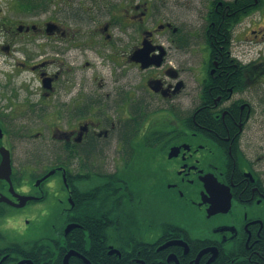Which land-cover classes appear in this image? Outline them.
<instances>
[{
    "label": "flooded vegetation",
    "instance_id": "1",
    "mask_svg": "<svg viewBox=\"0 0 264 264\" xmlns=\"http://www.w3.org/2000/svg\"><path fill=\"white\" fill-rule=\"evenodd\" d=\"M200 4L180 19L152 0H0V213L58 221L0 264H34L13 249L37 243L62 264H264V0ZM140 153L147 194L121 173ZM87 220L93 260L69 244Z\"/></svg>",
    "mask_w": 264,
    "mask_h": 264
},
{
    "label": "rangeland",
    "instance_id": "2",
    "mask_svg": "<svg viewBox=\"0 0 264 264\" xmlns=\"http://www.w3.org/2000/svg\"><path fill=\"white\" fill-rule=\"evenodd\" d=\"M155 2V8L161 16H175L183 19L190 15L194 17L196 11H202L200 2L205 4V0H152ZM192 13V14H191ZM138 77L134 70H130L126 77ZM39 140L32 144L16 143L14 145V153L20 162H23V154L31 153V150H39ZM51 145L52 147H49ZM48 151H54L56 148L54 143L48 141ZM112 165V161H110ZM151 159L140 153V155L129 156L123 158V170L128 176L132 188L142 194L149 193L151 187V177L154 175V168L151 165ZM113 167V166H112ZM160 192L156 209H158L160 216L166 212V198ZM58 213V212H57ZM56 215L51 217H41L31 210L24 213H18L12 207H6L3 213H0V247H5L12 243H28L41 238L55 235V229L58 227V221L55 219Z\"/></svg>",
    "mask_w": 264,
    "mask_h": 264
},
{
    "label": "trees",
    "instance_id": "3",
    "mask_svg": "<svg viewBox=\"0 0 264 264\" xmlns=\"http://www.w3.org/2000/svg\"><path fill=\"white\" fill-rule=\"evenodd\" d=\"M118 205H119V203H118ZM80 223H81V226L82 225L83 226L74 229L75 236L73 238L69 239V244H72L70 246H73L76 250L84 252L85 255L89 259L93 260L92 255H91V251H90V247L87 244L88 239H84V233H87L86 230H88L90 228L88 220L85 222L80 221ZM72 240H74V242ZM96 246H98V245H96ZM38 248H39L38 243L35 244L32 248H28V249H22L19 246H15L13 249V252H15L17 254L20 253L21 256L32 259L34 264H41L42 261L46 260V259L50 260L49 264H62L61 259H62L63 255L60 254L59 252H57L54 245L53 246H49V245L45 246V244H42V248H41L42 253L35 250ZM15 259H17V258H15ZM70 262H71V264H83L81 261L77 260L74 257H72L70 259ZM4 264H6V263H4Z\"/></svg>",
    "mask_w": 264,
    "mask_h": 264
},
{
    "label": "water",
    "instance_id": "4",
    "mask_svg": "<svg viewBox=\"0 0 264 264\" xmlns=\"http://www.w3.org/2000/svg\"><path fill=\"white\" fill-rule=\"evenodd\" d=\"M0 151H1V155H2V160L0 163V178L7 179L9 182H12L11 181V174H12L11 153H10L9 149H7V147H5V146H2ZM30 198L31 197H29V199ZM1 200H3L2 197L0 198V201ZM75 226H77V224H69L67 227V231H69L70 229H72ZM76 253H77L76 251H70L65 257V264H69V258L73 254H76ZM83 258H85V257H83ZM85 261L89 262L86 258H85ZM24 263H30V261L23 260V261L19 262V264H24Z\"/></svg>",
    "mask_w": 264,
    "mask_h": 264
}]
</instances>
